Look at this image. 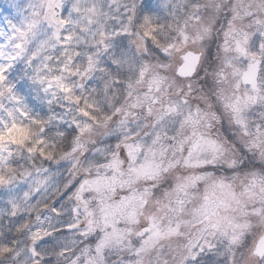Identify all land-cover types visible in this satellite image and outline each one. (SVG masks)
Segmentation results:
<instances>
[{"label": "clouds", "instance_id": "1", "mask_svg": "<svg viewBox=\"0 0 264 264\" xmlns=\"http://www.w3.org/2000/svg\"><path fill=\"white\" fill-rule=\"evenodd\" d=\"M0 264H264V0H0Z\"/></svg>", "mask_w": 264, "mask_h": 264}]
</instances>
